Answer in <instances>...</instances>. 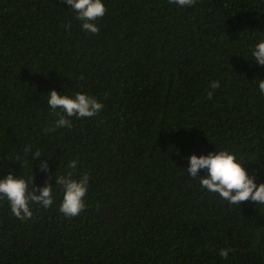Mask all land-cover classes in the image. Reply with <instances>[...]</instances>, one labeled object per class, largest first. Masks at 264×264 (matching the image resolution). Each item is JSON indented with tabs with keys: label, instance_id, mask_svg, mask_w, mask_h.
Masks as SVG:
<instances>
[{
	"label": "trees",
	"instance_id": "1",
	"mask_svg": "<svg viewBox=\"0 0 264 264\" xmlns=\"http://www.w3.org/2000/svg\"><path fill=\"white\" fill-rule=\"evenodd\" d=\"M104 3L93 35L61 0H0V175L27 178L13 156L33 146L48 155L29 152L33 187L72 159L74 176H89L75 217L58 211L59 195L27 220L0 201V264H264V205L222 202L182 169L192 153L228 149L264 182L253 81L264 68L247 54L264 35V0ZM50 89L90 93L103 111L49 134Z\"/></svg>",
	"mask_w": 264,
	"mask_h": 264
},
{
	"label": "clouds",
	"instance_id": "2",
	"mask_svg": "<svg viewBox=\"0 0 264 264\" xmlns=\"http://www.w3.org/2000/svg\"><path fill=\"white\" fill-rule=\"evenodd\" d=\"M61 2L74 13L75 19L80 22L81 31L93 35L99 31L95 21L102 18L107 11L104 0H61ZM169 2L178 9L191 8L196 4V0H169ZM70 27V24L66 26V28ZM247 54L248 60L264 68V35L257 36L247 44ZM253 81L257 91L264 95V79ZM219 86V81L209 83V98ZM65 89L62 92L54 89L46 92V106L55 116L45 129L49 134L59 129H71L73 119L93 118L103 111V103L90 93L66 92ZM30 151L34 159L43 154L39 148L28 146L24 150V156H13V159L29 166L31 174L27 178L22 175L16 177L11 171L0 175V201L7 202L12 216L19 220H27L33 215L31 205L48 209L53 206L57 195L60 197L58 211L65 217H75L83 212L86 208L89 176L87 173L81 174L78 178L74 176L78 161L76 159L67 161L59 171L56 166V171L47 177L42 186L33 187L34 165L28 159ZM182 159H186L187 162V167L182 169L189 178L197 181L199 188L207 194L215 195L222 202L238 207L245 201L254 203L255 206L264 205V182H257L256 174H250L243 167L236 153L228 149H215L207 154L192 153ZM257 166L259 175H264V168H261L259 163ZM40 170L44 173L48 172L46 161L40 165ZM49 180L53 183H48ZM231 252V248H221L218 256L227 259Z\"/></svg>",
	"mask_w": 264,
	"mask_h": 264
}]
</instances>
